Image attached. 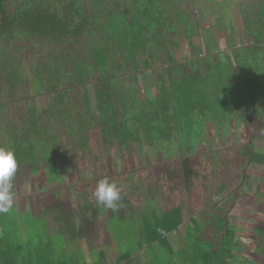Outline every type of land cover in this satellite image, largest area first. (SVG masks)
Here are the masks:
<instances>
[{"label":"trees","instance_id":"trees-1","mask_svg":"<svg viewBox=\"0 0 264 264\" xmlns=\"http://www.w3.org/2000/svg\"><path fill=\"white\" fill-rule=\"evenodd\" d=\"M145 1L137 0L135 4L140 5L134 8L133 0H0V38L18 41V34L28 35L44 47L61 51L71 47L99 58H104V54L115 55L120 48L128 53L127 48L118 46L116 36L109 34L110 21L117 16L133 20L134 11L140 7L138 16H145L151 26L150 29L146 25L147 22L143 25L138 40L131 42L135 47L129 49V53L134 61L137 60L136 50L141 54L142 64L139 72H134L136 75H141L148 68L157 70V73L162 70L163 78L155 82L157 92L154 96H133L137 101L129 106L127 92L119 89L111 91L109 86L106 90L98 89L97 114L91 106L87 82L39 93L44 97L55 93L58 95L57 99L60 98L57 108L55 104L50 103L43 108L45 112H42L36 121V130H29L35 143L47 144H44V151L49 163L58 151H65L62 159L65 161L63 163H67V148L74 139L78 141L79 150L85 152L91 130L99 134L105 152L112 160H115L117 152L121 153L124 149L130 153L135 149L141 151L147 148V145L152 148L157 158L153 166L154 178L152 173L146 174L145 179H138L134 173H127L125 179L117 180L123 192L120 207L116 211L97 204L94 198L91 204L88 194L84 192L89 204L86 208L88 224L104 221L107 225L98 223L97 227L89 229L92 236L83 235L77 247L78 252H83L81 244L84 242L87 244V251L90 247L88 242L95 244V249L89 252L91 264H264V231L258 229L259 231L255 232L260 243L255 251L259 259L257 262L249 258L252 257L249 251L245 250V256L241 254L247 243L237 236V225L230 222L229 210L241 205L239 187L225 193L224 181H220L223 197H226V207L218 206L217 201L212 202L211 195L217 177L224 179V166L221 160H206L203 157L205 151L195 153L196 150L192 148V144L198 143L200 127L204 125V116L198 115L201 112L198 102L203 98L202 89L205 90V87L204 84L198 86L200 77L196 75L195 70L199 69L200 63L197 56L190 58L187 63L194 76L190 72L185 74L180 66L177 70L173 69L177 58L170 49H167V56H164L165 46L155 44L162 34L153 31L155 21L148 18L143 7ZM252 1L254 5L260 3V0ZM147 6L149 9L150 6ZM160 14V22L165 31H169L173 36L174 44H177L181 34L186 33L184 21L188 22V30L191 33L197 31L191 23L189 24L188 11L181 12L174 6H167L161 9ZM223 30L225 31V28ZM126 54L119 55L120 68L127 60ZM156 57L161 61H168L167 64L158 66ZM218 63L219 61L215 62ZM135 65L137 66L136 63ZM231 67L234 69L236 64H231ZM166 68L171 72L169 77L165 75L167 71H163ZM219 72L210 76V79L214 78L215 83L223 81ZM118 77H121L120 74L109 79ZM185 85L188 89L184 87L182 90L181 86ZM143 88L146 91L144 85ZM262 88L264 91V85ZM28 93L25 91L24 95L18 94L8 100H0V106L24 100L28 101L25 109L33 110L30 98L35 95L26 97ZM64 93L69 96L62 102L63 98L59 95ZM23 107L13 110L21 111ZM133 111H140L144 117L149 118L140 116L139 123L126 118ZM26 113L29 119L30 112ZM97 115L100 116V121ZM149 119L159 121L153 123V127L148 130L146 122ZM10 121H15L14 113ZM24 125L30 128L29 124ZM171 125L174 126V131L172 130L170 137L167 128ZM141 128L146 129V146L140 139ZM17 131H22V128H15V132ZM248 143L247 158L242 165L235 167L238 171H245L247 165L252 162L264 164V151L259 153L253 142ZM38 149L43 150V147ZM245 150L247 151V148ZM58 166L56 168H59ZM50 168H54V165L50 164ZM52 174L56 175V170H48L49 181L55 179ZM166 184H172L181 190L177 194V201L169 207H165L163 202L161 206H155L152 201L156 198L162 201L159 197L164 196ZM222 199L220 198L219 202ZM257 206L256 210L264 211L261 202ZM53 220L49 217L47 222ZM259 222L264 225V220ZM22 223L23 221L19 222V213L14 208L7 213H0V264H87L84 259L80 261L78 257L69 255L62 247L57 246L53 234L56 228H46L45 224L44 227L29 226L30 238L26 241L19 236L18 230L25 229ZM180 226L183 228L182 232ZM133 240L138 245L132 244ZM139 248L145 249L147 258L134 256ZM111 253L112 258L115 256L114 261H110ZM79 256L85 258L81 253Z\"/></svg>","mask_w":264,"mask_h":264},{"label":"rangeland","instance_id":"rangeland-1","mask_svg":"<svg viewBox=\"0 0 264 264\" xmlns=\"http://www.w3.org/2000/svg\"><path fill=\"white\" fill-rule=\"evenodd\" d=\"M133 2L134 8L140 5L135 4L137 0ZM147 5L150 6L149 9ZM167 6H174L181 12L188 11L189 24L191 23L197 30L196 33H191L188 30V22L184 21L183 27H186V33L181 34L177 44H174L173 36L169 31H165L160 22L161 9ZM143 7L149 16L147 17L155 21L153 31L162 34L160 40L154 39L155 44L165 46L164 56H167L166 51L170 49L177 58L174 70L180 66L185 74L190 72L194 76L187 63L190 58L197 56L200 63L199 69L195 70L196 75L200 77L198 86L204 84L205 87V90L202 89L203 98L198 102L201 109L198 115L204 116V125L200 127L198 143L192 144V148L196 150L195 153L205 151L203 157L206 160H221L224 166V179L217 177L211 195L212 202L217 201L218 206L226 207L224 201L226 197H223L220 181H224L225 193L239 187L241 205L229 210L230 222L237 225V236L247 243L246 249L243 248L241 254L245 256L247 254L245 250L249 251L252 256L249 258L258 262L255 251L260 243L255 232L264 231V225L259 222L264 220V211L256 209L260 202L264 205V164L252 162L247 165L245 171L243 169L238 171L235 167L242 165L247 158L249 141L255 144L257 152L264 151V105H262L264 103L262 88L264 41H261L264 40V0H260L258 5H254L252 0L244 2L242 0H146ZM139 10L140 7L134 11L133 20L117 16L110 21L109 34L111 33L112 37L116 36L118 46L128 49L127 54L120 48L115 55L104 54V58H99L71 47L65 51L44 47L28 35L18 34V41L0 38V100H8L18 94L24 95L25 91L29 92L26 97L35 95L30 98L33 102L31 107L33 110L25 109L28 101L24 102V100L0 106V145H10L19 161L14 177L16 200L13 206L19 213V222L23 221L22 226L25 228L24 231L18 230L19 236L27 241L30 238L29 226L44 227L45 224L46 228L49 226L56 228L53 234L57 246L62 247L69 255L78 257L80 261L84 259L87 264H91L88 254L95 249V244L87 241L90 245L87 253L82 243L83 252H78L77 247L81 238L86 234L92 236V231L89 229L97 227L98 223L107 225L104 221L96 224L91 222L88 224L87 221L86 208L89 205L88 201L92 204L91 200L94 198L92 192L97 181L106 176L115 181L125 179L127 173H134L138 179L142 177L145 179L146 174L152 173L154 178L153 166L157 161L156 155L147 145V148L141 151L135 149L131 153L124 149L121 153L117 152L115 160H112L105 152L99 134L91 130L85 152L79 150L78 141L74 139L67 148L69 153L67 163H63L65 161L62 159L65 151L56 152L49 163L44 151V144H47L35 143L34 136H31L29 130L38 126L36 121L41 113L45 112L43 108L48 103L58 107L57 101L60 98L57 99V94L50 93V97H44L39 94L41 91H53L87 82L91 106L97 114L98 89L104 90L109 86L111 91L119 89L127 92L129 106L137 101L133 96L152 97L156 94L155 82L163 78L162 70L157 73V70L148 68L141 75H136L134 72L138 73L142 64L141 54L136 50L137 60L134 61L129 53V49L135 47L131 42L138 40L137 37L141 35L143 25L147 22L145 16H138ZM146 25L151 29L148 22ZM178 33L179 31L177 35ZM259 41L261 43L258 44ZM121 54L127 56L122 68L118 66V58ZM247 58L249 60H246ZM216 61L219 63L215 64ZM156 62L158 66H163L168 61H161L156 57ZM231 64H236V67L233 69ZM163 71H167L165 75L170 76L171 72L167 68ZM215 71L223 78L221 83H215L214 78L210 79V76L216 75ZM119 74L121 77L109 79ZM186 82L188 84V81ZM184 87L188 89L187 85L181 86V89L184 90ZM59 96L63 98V102L68 99L69 94L64 93ZM20 105L24 106L21 111L13 110L20 108ZM26 111L30 112L29 119ZM12 113L15 121L11 122ZM140 116L144 117V114L133 111L126 118L139 123ZM97 117L100 121V116ZM16 119L26 121L30 128ZM157 120L149 119L146 122L149 127L146 128L148 130L152 128ZM19 126L22 131L15 132V128ZM168 127L171 137L174 126ZM140 135H142L141 142L146 146V129L141 128ZM186 141L189 144L187 138ZM39 147H43V150H39ZM50 164H53L54 168H50ZM57 166L59 168H56ZM47 169L56 170V175L52 174L55 179L49 181ZM135 181L137 182L136 179ZM205 184L207 185V181ZM180 191L178 187L166 184L164 196L159 197L162 201L156 198L152 203L161 206L163 202L165 207L174 205ZM84 192L89 196L88 201ZM220 198L223 199L219 202ZM49 217L54 220L47 222ZM182 229L180 226L181 232ZM79 253L85 258H81ZM134 256L144 259L147 258V252L140 251ZM113 259L115 256L113 255L112 258L111 253L110 261H114Z\"/></svg>","mask_w":264,"mask_h":264},{"label":"clouds","instance_id":"clouds-1","mask_svg":"<svg viewBox=\"0 0 264 264\" xmlns=\"http://www.w3.org/2000/svg\"><path fill=\"white\" fill-rule=\"evenodd\" d=\"M18 167L15 150L10 145H0V213H7L15 204L14 177ZM122 192L117 181L106 176L97 181L92 196L97 204L116 211L120 207Z\"/></svg>","mask_w":264,"mask_h":264},{"label":"crops","instance_id":"crops-1","mask_svg":"<svg viewBox=\"0 0 264 264\" xmlns=\"http://www.w3.org/2000/svg\"><path fill=\"white\" fill-rule=\"evenodd\" d=\"M124 242H127V241H124ZM132 244H135V245H138L137 244V242L135 241V240H133L132 242H131ZM85 246H84V251L85 252H87L88 253V251H87V244H85V242L83 243ZM86 248V249H85ZM145 249H143V248H139V249H137V252L139 253L140 251H144ZM89 255V254H88ZM84 256V255H83ZM85 257V256H84Z\"/></svg>","mask_w":264,"mask_h":264}]
</instances>
